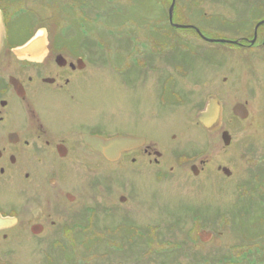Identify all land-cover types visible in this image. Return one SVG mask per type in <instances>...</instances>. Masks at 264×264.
<instances>
[{"label": "flooded vegetation", "instance_id": "obj_1", "mask_svg": "<svg viewBox=\"0 0 264 264\" xmlns=\"http://www.w3.org/2000/svg\"><path fill=\"white\" fill-rule=\"evenodd\" d=\"M228 2L234 7L237 0ZM8 7L0 0V245L96 240L105 256L109 251L131 254L137 229L145 227L155 230L154 235L147 231L144 236L146 253L163 256L167 252L161 247L168 244L169 228L179 235L185 226L214 225L216 175L232 179L235 174L227 164L210 167L204 150L178 138L183 114L174 125L167 123L170 114L177 117L178 108L190 113L186 106L191 104V96H200L201 83L208 78V83L217 81V86L212 85L210 96L191 106L201 129L207 128L199 122V115L210 99L217 100L220 113L229 111L234 116L238 104L249 108L248 100L239 99L226 107L224 95L234 91L233 77L243 75V64L238 69L218 67L220 52L229 53H218L212 46L254 50L252 54L264 63V33H260L264 24L255 33L264 20L251 36L235 41H209L212 39L192 26L190 30L209 49L195 44L190 65L174 53L164 52L162 43H150L143 53L130 33L111 42L68 44V28L56 33L46 29L44 47L39 43L34 55L18 57L15 50L38 31L19 42L13 31L16 15ZM150 29L165 31L163 35L169 31L168 27ZM149 46L157 48L149 50ZM201 53L209 57V67L202 70L195 66ZM168 66L174 74L167 73ZM262 78L264 81V64ZM239 85L244 86L243 80ZM153 98H158L161 108L155 107ZM154 129L159 130L158 137H154ZM95 137L138 142L107 158L104 151L112 150L88 142ZM233 147L231 141L223 151L231 153ZM223 169H229L230 175ZM184 186L187 191H182ZM169 191L178 200V211L172 217L164 215ZM3 220L7 222L3 224ZM13 251L0 250V254L10 256Z\"/></svg>", "mask_w": 264, "mask_h": 264}, {"label": "rangeland", "instance_id": "obj_2", "mask_svg": "<svg viewBox=\"0 0 264 264\" xmlns=\"http://www.w3.org/2000/svg\"><path fill=\"white\" fill-rule=\"evenodd\" d=\"M3 1L8 4V9L13 11L12 14L16 15L13 31L21 43L36 31L40 34L46 32V29L50 33H56L68 28L67 31L64 30L68 34L71 33L68 35V44L111 42L112 38L120 34L130 33L134 45H137L138 50L143 49V53H147V45L150 43H162L163 48H166L164 52L174 53L182 63L189 65L195 44L199 43L202 49H209L207 43L197 38L190 27L178 30L171 28L168 12L172 0ZM228 1L176 0L173 21L178 25L196 27L212 40L235 41L239 37L251 36L256 25L264 20V0H237L234 7L233 3ZM233 11L236 13L233 14ZM163 27L169 28L168 34L163 35L165 31L150 29ZM260 33H264V26L260 28ZM212 47L217 48L218 53L227 51L231 55L220 52L218 67L224 69L225 65H232L238 69L240 63L243 64V75L234 74V91L224 97L226 107L238 99L248 100V118L237 119L229 111H221L216 125L201 129L197 113L192 112L195 108L191 110V106L198 103L200 98L206 99L210 96L212 85L217 86V81L214 83L212 80L210 86L208 78L204 80L206 82L201 83L200 96L196 93L191 96L192 102L186 106L190 107V110H187L190 113L186 112L185 108H178L177 117L174 118L170 114L167 125H174L179 114H183L179 123L184 124L177 131L178 138H183L192 145H197L196 148L204 150V158L210 160V167L227 164L233 175L235 174L232 179L225 178L223 174L221 177L216 175V223L201 228L185 226L179 235L178 231L171 232L169 228L166 234L168 244L161 247L167 252L163 256L153 253V256L149 257L146 253L148 247L142 243L144 236L147 231L154 235L155 230L142 227L135 233L137 243L132 246L131 254L109 251L106 252L108 256H105L104 248L99 247L96 240L42 245L22 242L0 245L2 251L14 250L10 256L0 254V264H264V63L256 54H252L254 50L245 52L223 44H213ZM151 48L155 50L157 47L149 46V50ZM204 56L207 54L201 53L195 64L200 70L209 64V57ZM208 67L209 65L206 68ZM168 69L170 71L166 70L167 73H175L173 67L168 66ZM242 80L244 86L239 85ZM189 86L190 89L194 87L190 84ZM168 100L172 98L168 97ZM153 104L156 108H161L158 98H153ZM192 115L195 119L188 120ZM159 130H153V134H156L154 137L159 136ZM226 131L232 136L234 147L231 153L223 151L222 134ZM241 182L245 184L240 185ZM182 191H187L186 186ZM167 203L164 215L172 217L178 211L175 192H168ZM201 230L210 233L213 240L209 243L207 240L203 242L199 236ZM180 241H183L184 245ZM109 246L112 245L108 244ZM39 247L43 249L39 251ZM126 247L128 248V243Z\"/></svg>", "mask_w": 264, "mask_h": 264}, {"label": "water", "instance_id": "obj_3", "mask_svg": "<svg viewBox=\"0 0 264 264\" xmlns=\"http://www.w3.org/2000/svg\"><path fill=\"white\" fill-rule=\"evenodd\" d=\"M175 4H176V0H172V4H171L170 9H169V22H170V24L176 28H182V27L192 28V26H181V25H176L173 23ZM262 24H264V21L257 25L255 33H257L258 27L261 26ZM44 33L45 32H43L42 36H37L34 39H32L26 46L19 48L18 50H15V53L18 55V57H23L26 55L27 56L34 55L39 48L38 47L39 43H42V46L44 47V45H43V44H45ZM209 41H215V40H209ZM233 43H236V42H233ZM234 114H235V116L240 117L242 120L247 119L249 116V112L246 108V105H244V104H238L234 108ZM219 116H220V106H219L217 100L210 99L207 108L203 112L200 113L199 121L206 128H212L214 125H216L218 123ZM86 139H88V138H86ZM222 139H223L225 146H229L231 141H232V137H231L230 133L227 131L222 134ZM88 142L93 144V146L95 148L100 149V147L101 148L103 147L104 149L109 148L110 150H112V151H106V150L104 151V154L106 155V157L111 158V157L115 156V153L119 154L123 149H127L129 147L134 146L138 142V139L115 138V139H111L109 141H104L103 139L95 137V138H90L88 140ZM104 142H108V143H106L108 145L104 146L103 145V144H105ZM114 150H117V151H114ZM223 171L227 175H230V173H231L229 169H223ZM2 222L4 224L7 221L3 220ZM200 237L202 240H207L211 236H210V234L203 232Z\"/></svg>", "mask_w": 264, "mask_h": 264}]
</instances>
